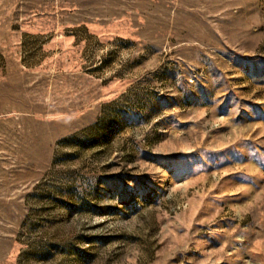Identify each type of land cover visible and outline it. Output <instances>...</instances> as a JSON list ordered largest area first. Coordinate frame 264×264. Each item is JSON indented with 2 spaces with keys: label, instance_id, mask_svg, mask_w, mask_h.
Here are the masks:
<instances>
[{
  "label": "rangeland",
  "instance_id": "374dc122",
  "mask_svg": "<svg viewBox=\"0 0 264 264\" xmlns=\"http://www.w3.org/2000/svg\"><path fill=\"white\" fill-rule=\"evenodd\" d=\"M0 264H264V0H0Z\"/></svg>",
  "mask_w": 264,
  "mask_h": 264
}]
</instances>
